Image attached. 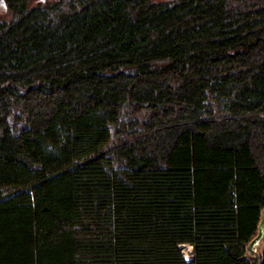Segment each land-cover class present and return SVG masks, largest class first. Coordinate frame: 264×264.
<instances>
[{
  "label": "trees",
  "instance_id": "trees-1",
  "mask_svg": "<svg viewBox=\"0 0 264 264\" xmlns=\"http://www.w3.org/2000/svg\"><path fill=\"white\" fill-rule=\"evenodd\" d=\"M263 217L264 0H0V264H253Z\"/></svg>",
  "mask_w": 264,
  "mask_h": 264
},
{
  "label": "water",
  "instance_id": "water-1",
  "mask_svg": "<svg viewBox=\"0 0 264 264\" xmlns=\"http://www.w3.org/2000/svg\"><path fill=\"white\" fill-rule=\"evenodd\" d=\"M263 226H264V217L260 225V231H259L258 236L255 239H253L248 246V252L250 255L252 254L251 261L253 262V264L259 263V253H258L257 247L260 244V241L263 237V233H264Z\"/></svg>",
  "mask_w": 264,
  "mask_h": 264
},
{
  "label": "rangeland",
  "instance_id": "rangeland-1",
  "mask_svg": "<svg viewBox=\"0 0 264 264\" xmlns=\"http://www.w3.org/2000/svg\"><path fill=\"white\" fill-rule=\"evenodd\" d=\"M2 11L5 12L6 9L4 8V9H2ZM263 229H264V226H263ZM260 244H261V241H260ZM260 244L257 247L258 251L260 250V247H261ZM181 247H182V252H183L185 258L189 261V259H191L193 256V247H191L190 245H187V244L182 245Z\"/></svg>",
  "mask_w": 264,
  "mask_h": 264
},
{
  "label": "bare ground",
  "instance_id": "bare-ground-1",
  "mask_svg": "<svg viewBox=\"0 0 264 264\" xmlns=\"http://www.w3.org/2000/svg\"><path fill=\"white\" fill-rule=\"evenodd\" d=\"M192 258H193V256H192ZM192 258H191V259H192ZM191 259H189V260H191Z\"/></svg>",
  "mask_w": 264,
  "mask_h": 264
}]
</instances>
